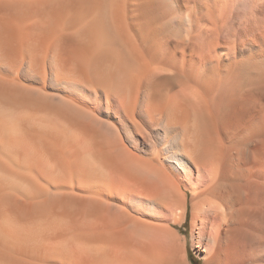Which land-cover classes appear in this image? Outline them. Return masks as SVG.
Returning <instances> with one entry per match:
<instances>
[{"label":"bare ground","instance_id":"1","mask_svg":"<svg viewBox=\"0 0 264 264\" xmlns=\"http://www.w3.org/2000/svg\"><path fill=\"white\" fill-rule=\"evenodd\" d=\"M240 1L0 0V264H264Z\"/></svg>","mask_w":264,"mask_h":264},{"label":"rangeland","instance_id":"2","mask_svg":"<svg viewBox=\"0 0 264 264\" xmlns=\"http://www.w3.org/2000/svg\"><path fill=\"white\" fill-rule=\"evenodd\" d=\"M244 2H246V6H245V3ZM239 8H241V6L243 7L242 9H251V10H253V12L255 11V12H263L264 11V0H241L240 2H239ZM242 4H244V5H242ZM247 4H248V6H247ZM248 7V8H247ZM253 7V8H252ZM263 7V8H262ZM260 13V15L261 16H264V12L263 13ZM188 227H189V229H190V221L188 222ZM190 259H191V262L193 261L194 263L193 264H203V260H201L196 254H195V252L193 251V250H191L190 251ZM197 261H199V262H197ZM202 261V262H201Z\"/></svg>","mask_w":264,"mask_h":264}]
</instances>
